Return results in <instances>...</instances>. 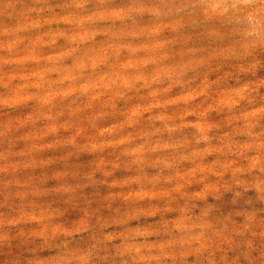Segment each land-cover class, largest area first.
<instances>
[{"label": "clouds", "instance_id": "obj_1", "mask_svg": "<svg viewBox=\"0 0 264 264\" xmlns=\"http://www.w3.org/2000/svg\"><path fill=\"white\" fill-rule=\"evenodd\" d=\"M0 111L13 114L0 137L27 143L0 156L21 158L0 227L27 264H217L220 245L257 235L248 209L264 205V0H0ZM52 149L98 157L93 184L135 172L107 184L103 211L77 212L49 196L76 192L68 173L44 188L14 178ZM222 200L239 227L214 222ZM254 256L245 239L231 264Z\"/></svg>", "mask_w": 264, "mask_h": 264}, {"label": "rangeland", "instance_id": "obj_2", "mask_svg": "<svg viewBox=\"0 0 264 264\" xmlns=\"http://www.w3.org/2000/svg\"><path fill=\"white\" fill-rule=\"evenodd\" d=\"M10 118H13V114L0 111V125L5 124ZM19 135H23V130L18 134H13L15 143L9 145L8 141L0 137V156L12 152L23 151L27 147V143L18 139ZM107 158L112 159L114 156L107 154ZM37 161H44L45 164L35 169H20L15 174V179H19L22 183L32 184L41 188H44L47 184H54L59 186L63 181L55 180L54 177L57 172H66L68 176L65 178L76 189V192L72 195H66L62 193L50 192L49 196L54 199L51 201L57 204H63L66 208H71L79 212V209L87 203L93 204L100 211H103L107 207V202L104 197L109 193L118 191L107 186L113 179L122 180L127 178L128 175L134 174L127 172L123 168L117 170V172L111 178H104L99 173L96 174V183L93 184L88 181V174L92 173L95 169V162L98 159L96 156L88 157L87 154H73L68 155L66 149H52L45 152L38 153L36 155ZM21 162L19 156H9L7 159H0V221L5 220L16 214L19 204L10 195L12 189L6 187V183L13 176L8 168L10 164ZM149 175H155L154 169L146 170ZM107 179V183L103 181ZM136 186H133L132 190H135ZM37 202H40L37 198ZM148 202H145L144 206H147ZM159 207L164 206V201L151 202ZM215 204V212L217 215L213 217L214 222L220 223L226 220L229 216L231 218L230 227H239L243 223V218L235 215L234 213L222 212L221 209H227L230 207L227 200L219 202H213ZM115 204L124 206L122 201H116ZM248 210L255 211L257 214V226L254 231L257 235L254 237L251 233H246L244 237H236L235 244L241 245V249L235 248V244L230 249L227 244L220 245V251L217 254V264H220L219 256L228 253L229 264H231L233 253H239L242 251V246L245 239H252L256 245L257 252L264 253V205L251 206ZM111 211V210H110ZM170 215V214H169ZM7 233L9 235L10 242H0V264H27L28 259L31 258L30 252L27 251L23 245V242L16 235L15 229H8L0 227V236ZM85 245L90 244L89 240L82 241ZM255 264H264V258L254 256ZM192 264H195L193 261ZM247 264V262H245Z\"/></svg>", "mask_w": 264, "mask_h": 264}]
</instances>
